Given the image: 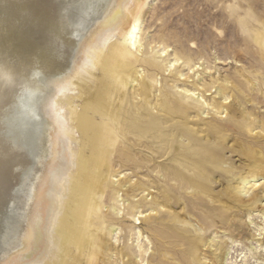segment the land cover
I'll list each match as a JSON object with an SVG mask.
<instances>
[{
    "label": "bare ground",
    "instance_id": "6f19581e",
    "mask_svg": "<svg viewBox=\"0 0 264 264\" xmlns=\"http://www.w3.org/2000/svg\"><path fill=\"white\" fill-rule=\"evenodd\" d=\"M132 1L0 0V182L5 189L0 193V264H99L98 247L109 250L100 236V223L106 224L102 202L108 195L114 157L118 156L123 167L143 170L144 166L129 154L127 144L134 147V141L142 146L155 136L150 133L157 127L144 116L159 120L161 113L183 118L181 114L189 115L193 110L186 102L172 100L153 75L151 81L146 79L148 69L160 70L162 66L156 59L143 58L136 35L138 26L128 12ZM261 23L255 28L244 22L243 31H256L264 52V22ZM115 34L125 38L124 44L112 45L108 53L104 52ZM181 55L193 69V55ZM97 65L102 78L93 95L83 84L89 80L97 84L93 77ZM138 65L145 67L142 73L133 71ZM209 89L208 86L204 92ZM223 94L225 90L220 89L221 97L210 104L213 108L251 120L234 96ZM231 97L232 102L226 105ZM77 99L84 101L78 119L83 150L71 132ZM129 103L134 107L126 109ZM183 120L173 125V139L163 133L155 138L168 145L167 152L158 151V158L167 154L165 160L169 162L163 164L166 167L162 170L169 171L178 182L188 179L191 171L199 172L209 186L217 187V192L227 197L230 209L249 212L264 207L257 185L253 184L250 189L255 192L248 197V192L238 191L254 178L250 172H258L260 158H264L256 159L251 171H245L246 177L235 182L234 187L226 178L216 177L215 170L244 169L241 159L236 162L231 155L226 156V150L233 155L232 149L238 144L228 146L221 129L215 131L214 137L210 131L203 136L189 129L187 118ZM215 135H220L222 142L216 143ZM115 173L122 177L112 182L109 199H114L116 205L124 196L135 199L148 190L144 199L132 202V211L136 209L142 215L143 200L151 195L148 183L128 186V177L120 171ZM77 174L80 179L75 184ZM157 174L163 180L167 178L161 172ZM67 206L70 214L65 213ZM117 211L115 215L125 209ZM132 217L137 222L141 219L135 214ZM152 218L145 216V221ZM182 222L183 226H194L188 219ZM231 223L237 225L236 217ZM168 256L169 253L165 255Z\"/></svg>",
    "mask_w": 264,
    "mask_h": 264
},
{
    "label": "rangeland",
    "instance_id": "374dc122",
    "mask_svg": "<svg viewBox=\"0 0 264 264\" xmlns=\"http://www.w3.org/2000/svg\"><path fill=\"white\" fill-rule=\"evenodd\" d=\"M128 12L138 26L136 35L140 38L143 58L156 59L162 66L160 70L148 69L146 79L151 81L153 75L159 81V86L163 85L169 92L172 100L192 106L189 115L181 114V117L188 119L190 130L198 131L203 136L210 131L214 137L215 131L221 129V135L228 138V146L238 144L232 149L233 155L226 150V156L231 155L236 162L241 159L246 167L243 165L244 169L240 167V170L224 167L216 169L215 173L216 177H224L232 184L241 182L251 171L254 161L259 157L264 158V52L258 45L256 31H243L244 22L255 28L264 22V0H133ZM124 42V37L115 34L103 51L108 53L112 45H123ZM164 48L166 52L163 54ZM182 53L193 55V69L190 70L185 64ZM177 58L180 60L175 63ZM174 63L175 67L171 68ZM144 68L138 65L133 71L142 73ZM100 69L99 65L94 68L96 85L90 80L87 85L83 84L84 89L93 95L102 78ZM208 86L209 91L204 92ZM185 89L192 92L186 93ZM220 89L225 90L224 96H234L251 120L236 118L227 112L220 113L213 108L210 104L213 99L219 100ZM133 93L134 88L131 87L129 94L132 101ZM234 97L225 104L231 103ZM82 100L75 101L71 116V132L81 150L83 139L78 119L83 112ZM155 101L157 99L153 105ZM131 105L134 107L129 103L126 109ZM154 113H158V110ZM158 114L159 120L144 116L157 127L150 133H155L153 138L148 136L150 138L142 146H139L140 142L134 144V141H131L134 147L127 144L131 148L129 154L144 166L143 170L123 167L117 155L112 161L114 170L108 183V195L102 202L103 221L106 224L100 223L103 229L100 236L109 250L98 247V263L264 264V207L249 212L230 209L226 204L227 197L217 192V187L209 186L205 176L199 172L195 174L191 171L187 173L188 179L178 182L169 171H163L166 167L163 164L169 162L165 160L167 154L158 158V151L163 149L167 152L168 145L155 138L163 133L168 139H173V125L183 123L184 117ZM162 122L167 123L162 125ZM215 137L216 143L222 142L220 135ZM258 164L259 171L250 172L254 178L238 191L243 194L248 192V197L255 192L254 188L250 189L253 184L257 185L264 206V160L260 158ZM117 171L128 177V186L135 182L148 183L151 195L143 200L145 206L140 209L142 215L136 209L132 211V202L144 199L148 190L138 193L135 199L133 196L120 198L122 206L115 205L114 199H109L112 182L122 177L115 173ZM158 172L167 178L163 180L158 177ZM79 179L77 174L75 184ZM4 190L0 182V193H4ZM117 209L125 211L115 215ZM65 213H71L68 206ZM134 214L141 218L138 222L133 219ZM149 215L153 218L146 222L145 216ZM235 217L237 225L231 223ZM184 219L194 226H183ZM167 253L169 256L166 258Z\"/></svg>",
    "mask_w": 264,
    "mask_h": 264
}]
</instances>
